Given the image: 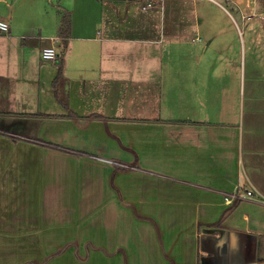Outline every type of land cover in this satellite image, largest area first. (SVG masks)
Returning a JSON list of instances; mask_svg holds the SVG:
<instances>
[{"label":"crops","instance_id":"1","mask_svg":"<svg viewBox=\"0 0 264 264\" xmlns=\"http://www.w3.org/2000/svg\"><path fill=\"white\" fill-rule=\"evenodd\" d=\"M263 17L264 0H0V264H264V63H194ZM132 44L160 63H119Z\"/></svg>","mask_w":264,"mask_h":264},{"label":"rangeland","instance_id":"2","mask_svg":"<svg viewBox=\"0 0 264 264\" xmlns=\"http://www.w3.org/2000/svg\"><path fill=\"white\" fill-rule=\"evenodd\" d=\"M257 20H260V17L256 18ZM202 22V21H201ZM202 26H204V22H202ZM235 26L236 31V45L231 48L230 50V43H227L224 47L222 46V51H220L217 47H215L216 51H205L203 55V59H201L203 54V48H200L199 53H197V57L199 61H196L194 63H264V34L257 32H254L252 34H249L247 37L245 36V27L242 24L241 21H237V24L233 23V26ZM219 27H224L223 25H220ZM254 27V29H260L261 25L259 24ZM96 34V33H94ZM241 39L244 43V50L241 49ZM242 43V44H243ZM203 44V40L200 42V45ZM128 46H133V51H131V57L129 56V50L128 52L120 48V54H119V63H149L151 60L156 59L155 63H160V57L156 53L155 56L150 55L146 50H144V45L142 44H132ZM214 47V46H213ZM212 47V48H213ZM147 55V56H146ZM196 57V58H197ZM57 56L52 59V61H55ZM116 60V58H114ZM201 59V60H200ZM258 90L264 93V80L259 81L257 84ZM12 139V138H11ZM21 143H25V146H32V144L26 143L27 141L20 140ZM30 143V142H29ZM36 146V145H34ZM37 147L42 148V146L38 145ZM23 148V147H21ZM43 149H39L40 153ZM56 151V150H55ZM55 154H61L59 151L54 152ZM71 163H68L67 161H63V163H53V166L55 167V174L58 176H61L65 172H69ZM51 165L47 166L46 169H49ZM48 172V170H47Z\"/></svg>","mask_w":264,"mask_h":264},{"label":"built area","instance_id":"3","mask_svg":"<svg viewBox=\"0 0 264 264\" xmlns=\"http://www.w3.org/2000/svg\"><path fill=\"white\" fill-rule=\"evenodd\" d=\"M151 6H152V4L148 3L145 7H142V9H146V8L151 7ZM263 19H264V17H263ZM7 30H8V25L6 23L0 21V31L5 32ZM56 56H57V54H56V51L54 48H45L41 51V57L45 60H52ZM251 194H252L251 191H247L245 195L250 196ZM226 199H228V197Z\"/></svg>","mask_w":264,"mask_h":264},{"label":"trees","instance_id":"4","mask_svg":"<svg viewBox=\"0 0 264 264\" xmlns=\"http://www.w3.org/2000/svg\"><path fill=\"white\" fill-rule=\"evenodd\" d=\"M68 22H67V20H65V26H66V30L68 29V24H67ZM55 83H56V80H55Z\"/></svg>","mask_w":264,"mask_h":264}]
</instances>
